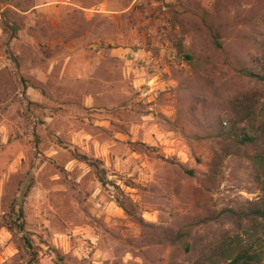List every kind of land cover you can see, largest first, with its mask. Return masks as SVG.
<instances>
[{"label":"rangeland","instance_id":"1","mask_svg":"<svg viewBox=\"0 0 264 264\" xmlns=\"http://www.w3.org/2000/svg\"><path fill=\"white\" fill-rule=\"evenodd\" d=\"M219 22L264 46V0H0V264H264V151L210 124L264 80Z\"/></svg>","mask_w":264,"mask_h":264},{"label":"trees","instance_id":"2","mask_svg":"<svg viewBox=\"0 0 264 264\" xmlns=\"http://www.w3.org/2000/svg\"><path fill=\"white\" fill-rule=\"evenodd\" d=\"M222 32H225V29L220 22L214 26H208L207 33L209 41L211 42L214 50L225 51V53L232 58L235 64L234 69L237 72L243 75L264 80V46H262V48L260 46H256L254 38L256 35H253L254 37L251 39L254 44L252 43V45L249 44L248 46H243L242 49H237L235 52H232L230 49H223L224 47H222L223 45L219 40V38L223 36ZM186 58H190V56L186 55ZM224 118H226L227 124L223 129L222 117L213 115V118L210 120V124L214 130L212 136L221 137L220 139L223 141V143H227L228 141L232 140V143L239 144L247 150L253 151L255 154V159L260 161L263 157L262 153L264 151V119L260 121V123H257V126H255L253 123L255 116L251 117L248 114L241 115L229 112L224 115ZM116 200L127 215L134 217L135 220L140 224H150L144 221L140 214L135 213L132 203H125L118 199ZM227 212L238 215L242 214V211L239 212V209L236 207H230ZM212 213L214 214L212 215V218L215 219L218 217L219 212L213 210ZM16 216L17 217L14 218L12 222V227L21 232L25 247L30 250L31 254H34L35 251L33 249L32 243L26 236L23 212L21 209L17 210ZM251 258L252 253L241 250L238 251L236 255H234V257L225 264L247 263Z\"/></svg>","mask_w":264,"mask_h":264}]
</instances>
